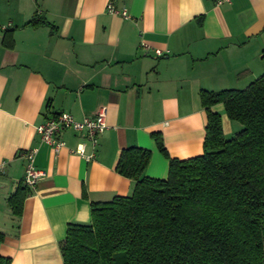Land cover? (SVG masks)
<instances>
[{
  "label": "crops",
  "instance_id": "1",
  "mask_svg": "<svg viewBox=\"0 0 264 264\" xmlns=\"http://www.w3.org/2000/svg\"><path fill=\"white\" fill-rule=\"evenodd\" d=\"M218 1L0 0V256L9 264H63L67 225L89 224L92 203L132 194L135 182L116 172L122 150L149 151L143 176L160 180L168 160L151 134L172 159L203 153L199 92L242 90L264 75V0ZM35 14L48 25L27 27ZM7 31L11 49L2 46ZM101 108L107 128L91 161L70 152L79 143L93 151L74 132L60 135L57 152L41 142L36 127L54 115L81 121ZM212 110L226 139L240 130L221 105ZM34 148L45 176L15 216L7 201L24 176L18 153Z\"/></svg>",
  "mask_w": 264,
  "mask_h": 264
},
{
  "label": "trees",
  "instance_id": "2",
  "mask_svg": "<svg viewBox=\"0 0 264 264\" xmlns=\"http://www.w3.org/2000/svg\"><path fill=\"white\" fill-rule=\"evenodd\" d=\"M42 25L36 14L26 24ZM2 46L13 48V31ZM199 100L203 153L172 159L161 135L151 134L168 160L160 180L143 176L149 151L122 150L116 172L135 182L132 194L92 203L89 224L67 225L63 264H264V75L242 90H201ZM216 105L241 126L229 139ZM27 195L22 183L10 195L13 215H21ZM3 238L0 232V244ZM0 264L9 259L0 256Z\"/></svg>",
  "mask_w": 264,
  "mask_h": 264
},
{
  "label": "built area",
  "instance_id": "3",
  "mask_svg": "<svg viewBox=\"0 0 264 264\" xmlns=\"http://www.w3.org/2000/svg\"><path fill=\"white\" fill-rule=\"evenodd\" d=\"M229 2L230 0H219L217 5ZM107 10L111 14L121 15L124 19L128 18L125 10L119 12L111 5L107 6ZM139 48L143 51H148L151 49V46L148 43L141 41ZM162 55L163 52L160 49H153L154 58H159ZM105 117V108H101L95 116L84 118L81 121L75 120L69 113L60 112L47 119L44 123L38 125L36 131L40 136L41 142L51 146L55 152L65 146V143L60 139V135L67 131L74 132L79 137L85 139L90 144L93 151L92 153H86L85 144L79 143L74 149L70 150V152L88 162L94 158V149L98 145L99 137L107 128ZM36 153L37 149L35 148L23 150L18 153V156L26 161L22 184L29 191L34 190L37 182L45 176V172L37 169L34 165Z\"/></svg>",
  "mask_w": 264,
  "mask_h": 264
},
{
  "label": "rangeland",
  "instance_id": "4",
  "mask_svg": "<svg viewBox=\"0 0 264 264\" xmlns=\"http://www.w3.org/2000/svg\"><path fill=\"white\" fill-rule=\"evenodd\" d=\"M241 128V127H240Z\"/></svg>",
  "mask_w": 264,
  "mask_h": 264
}]
</instances>
